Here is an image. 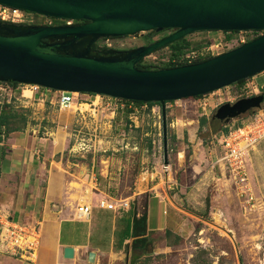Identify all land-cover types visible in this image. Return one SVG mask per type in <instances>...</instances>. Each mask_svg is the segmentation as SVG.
Listing matches in <instances>:
<instances>
[{"label":"water","instance_id":"water-1","mask_svg":"<svg viewBox=\"0 0 264 264\" xmlns=\"http://www.w3.org/2000/svg\"><path fill=\"white\" fill-rule=\"evenodd\" d=\"M43 16L87 20L77 25L3 23L0 82L35 84L66 92L159 102L163 162L168 164L165 102L204 95L264 71V33L206 60L142 70L136 64L154 50L203 30L264 29V0H0ZM173 29L167 36L117 56L91 48L97 40ZM49 40V41H46ZM264 93L217 106L220 120L260 108ZM73 249L63 248L71 257Z\"/></svg>","mask_w":264,"mask_h":264},{"label":"rangeland","instance_id":"rangeland-1","mask_svg":"<svg viewBox=\"0 0 264 264\" xmlns=\"http://www.w3.org/2000/svg\"><path fill=\"white\" fill-rule=\"evenodd\" d=\"M24 12L27 15V24H50L61 21L60 18L43 16L29 11ZM170 30H165L155 37L166 34ZM154 33L142 31L130 36L111 38L110 42L119 47L134 46L140 44L146 38L154 37ZM225 35V31L203 30L190 33L185 36V39L192 41V43L199 42V45L205 47V44L215 42V40L216 42L225 43ZM233 47L235 46L230 44L221 49L226 51V49L229 50ZM221 51L220 53H222ZM170 52L171 47L164 46L146 55L144 60L158 63L161 59H168ZM249 80L247 83H249ZM252 81L256 83L253 78ZM263 81L264 76L260 78V83ZM0 84L2 85L0 89V111L3 108L13 110L26 117V124L21 129L20 139L23 138L25 141L28 138L32 140L35 137L34 139L42 140L46 145L49 143V138L58 141L63 139L65 142V149L62 151L64 158L70 159L71 162L83 160L86 169L89 165V167L94 165V168L103 174L97 175L98 179H108L109 176L115 178L116 183L106 184L101 182V186L108 191L119 189L121 183L124 192H131V189L125 187L129 185V182L130 184L137 182L138 184L135 185H138V189L144 188V190H147V182L152 184L150 179H153L157 174L163 178L165 171L168 173V179L175 177L174 171L177 170V165H175L176 155L181 152L180 148L182 146L188 160L195 158L199 164L204 166L208 163L206 159H209L214 148L216 152H220V154L222 152L218 142L219 136L223 133L220 130L221 126L219 122L210 123L214 110L211 112L208 110L207 122L205 121V124L200 127L199 121L202 111L197 102H192V100H175L169 107L166 106L167 103L165 104L167 145L170 144V148L167 154L168 164H164L160 104L138 107V112L133 118L135 122H132L124 109H115L114 104L118 101L111 99L112 106L108 111H98L94 114V117L91 115L82 119L78 115V111H75L74 105L67 109L60 107L55 102L53 92H48L44 101L41 102L38 99V93L31 92L30 87L27 85L18 83L15 87L8 82ZM25 90H28V92H25ZM226 90L229 93L231 92L229 102L240 97L264 93V88H259L254 92H244L241 89L238 90L234 85H229ZM220 93L224 97L227 96L225 89H222ZM74 94L76 95V93ZM81 94L78 93L77 95L79 99L88 98L87 101L94 99V96ZM213 97H216V95H213ZM262 107L264 105L260 108ZM81 108H88V105L84 104ZM151 108H153V111ZM257 109L255 108L254 111ZM254 111L247 112L238 118L242 119V122H246ZM177 118L178 121H176ZM238 118L230 120L227 128H236L238 121L235 120ZM182 119L185 120V125H183ZM76 128L80 132H74L73 130ZM70 132H74L76 137L82 138L87 146L86 150L96 148L92 154L93 159H91L92 155H88L89 153L68 150L73 143V137L69 136ZM40 138H46V141ZM262 144H264V141L258 145L260 153L264 157V145L262 146ZM135 145H137V148L134 147ZM141 145L147 151H141ZM44 154L42 156H45ZM250 155L254 161L256 154L251 152ZM212 156L215 160L214 154ZM111 157L113 160H111ZM250 157L246 158L247 174L250 169ZM219 164H217L219 167V181L213 183L208 176L205 177L202 183L205 198L204 215L208 217L202 221L203 224L194 235L192 234L184 240L170 238L165 234L167 242L171 240L174 247L170 251L167 250L166 255L159 254L155 256V264H264L263 182H258L256 179L252 180L248 175V188L253 199L246 202L247 197L237 193L238 186L234 184L228 172L226 173V170ZM116 166H118V169L111 173L113 167ZM70 169L72 172L73 167ZM71 176L73 177V174ZM76 181H79L78 178H76ZM259 181H261V178ZM162 184L164 183L162 182ZM72 185L79 186L76 183ZM135 185L132 184V187H135ZM194 208L196 211H203L201 205H196ZM149 245L146 250L149 249ZM141 252V250H135L132 255L133 260L139 254L141 255Z\"/></svg>","mask_w":264,"mask_h":264},{"label":"crops","instance_id":"crops-1","mask_svg":"<svg viewBox=\"0 0 264 264\" xmlns=\"http://www.w3.org/2000/svg\"><path fill=\"white\" fill-rule=\"evenodd\" d=\"M263 76L264 71L252 77L259 88H264V81L260 83ZM200 109L202 115L214 110L212 106L205 111ZM182 121L185 125V120ZM235 121H238V126L243 123L240 118ZM20 135L21 131H13L0 138V220L39 222L41 240L36 257L31 260L7 253L0 246V264H155V256L166 255L174 247L171 240L167 242V230L172 236L177 235L184 240L194 235L208 217L204 215L202 183L208 176L213 183L219 181L216 159L220 152L215 148L206 159L210 164L204 166L195 158L188 160L182 146L176 155L175 177L168 179L165 171L163 178L157 174L150 179L152 184L147 182V190L138 189L137 182H129L125 187L131 192H124L121 183L119 189L108 191L101 182L116 183L115 178L98 179L97 175L103 174L94 165L86 169L83 160L71 162L64 158L65 142L62 138L60 141L49 138L46 145L35 137L24 141ZM40 139L46 141V138ZM262 141L264 139L258 144ZM140 147L141 151H147L142 145ZM95 149L84 150L83 153L92 155ZM251 152L256 154L254 161L250 157ZM248 157L251 161L249 177L264 185V157L259 145L250 151ZM116 169L118 166L113 167L111 173ZM73 183L79 186H73ZM101 198L112 203L113 208L99 207L97 202ZM120 201L127 202V205L121 206ZM80 204L90 206L86 218L76 217V208ZM145 205L151 248L149 245V249L133 260L135 251L130 249L133 218L142 212ZM196 205H201L203 211H196ZM64 247L73 249L71 257L63 255Z\"/></svg>","mask_w":264,"mask_h":264},{"label":"built area","instance_id":"built-area-1","mask_svg":"<svg viewBox=\"0 0 264 264\" xmlns=\"http://www.w3.org/2000/svg\"><path fill=\"white\" fill-rule=\"evenodd\" d=\"M25 11V10H24ZM22 9L17 7H12L6 4L0 3V22L11 23V24H27L26 19L27 15ZM66 20V19H65ZM72 20H66V23H71ZM249 31L252 30H241L236 33L230 41H225V43L221 42H210L209 44H205V47H199L196 49H191L184 54L186 60L191 62L196 57H206V56H214L220 53L221 48L227 45L232 44V46L238 44H242L245 42L249 35ZM111 38H101L96 46L93 48L97 51H101L104 49H113L118 46H114L110 42ZM207 43V42H206ZM220 49V51H219ZM227 50V49H226ZM221 52H224L223 50ZM246 79V82L241 87L242 91H256L259 89L257 84L252 81V77L249 80V83ZM3 83V82H2ZM30 87L31 92L38 93V99L43 102L45 96L48 92L54 93L55 102L62 108H70L74 105L75 111H78V115L80 118L84 119L86 116H93L98 111L105 112L108 111L112 106V100L115 99L118 102L114 104L115 109H127L128 117L132 122H135V114L138 112V107H146V104L137 105L134 102L126 103L124 101L119 100L118 98H111L109 96H101L98 94H89L84 93L88 96H94L93 100L79 99L78 93L80 92H66L60 90L53 89H42L44 87H40L35 84H24ZM228 86L217 89L210 93L201 95L199 98L188 99L192 101H196L199 104V107L202 108L203 111L206 110L207 107L212 106L214 109L219 106L221 103L230 101V94L228 90H226ZM264 87V85L262 86ZM2 85L0 84V89ZM225 89L226 97L222 96L221 90ZM41 90V91H39ZM76 93V95L74 94ZM81 94V95H82ZM216 95V97H213ZM105 97V98H104ZM101 98V99H99ZM103 100V101H102ZM51 102V99H50ZM175 102V101H174ZM83 104H87L88 108H81ZM166 105L167 107L172 104L169 102ZM100 109V110H99ZM153 111V108H151ZM114 112V111H113ZM205 114V113H204ZM207 115V114H206ZM172 125V123H171ZM68 128V127H67ZM69 130V129H68ZM77 130V131H76ZM74 132H80L79 129H74ZM74 132H70L72 139V145L69 148L70 151H84L87 149L86 144L83 142L82 138H78L75 136ZM219 144L222 150L221 154L217 157V164L221 165L225 172L229 174L230 178L234 182L235 185L238 186V194L242 196H246V202H250L253 199L250 194L251 191L248 188V174H247V161L246 158L250 151H252L258 143L264 139V107L258 108L256 111L250 115V119L243 122L241 125L236 128L229 129L226 133H222L219 136ZM74 140V141H73ZM121 206H126L127 202L120 201ZM97 205L103 208H113V204L109 203L106 199L101 198L98 200ZM90 212V206L86 204H80L76 208V217L77 218H86ZM39 222H31V223H23L10 218H4L0 220V246L7 253H11L13 255H17L27 260H31L36 257L37 250L40 243L41 231Z\"/></svg>","mask_w":264,"mask_h":264},{"label":"trees","instance_id":"trees-1","mask_svg":"<svg viewBox=\"0 0 264 264\" xmlns=\"http://www.w3.org/2000/svg\"><path fill=\"white\" fill-rule=\"evenodd\" d=\"M53 18V17H52ZM86 20H76V22H83ZM150 32H154V30L150 31ZM193 33V32H192ZM226 35H225V39L226 41H230L233 36L238 33V31H225ZM230 33V34H228ZM264 33V29L263 30H252L249 31V35L245 40V42L254 39L258 36H260L261 34ZM186 37H182L179 38L165 46H170L171 47V52L169 54L168 59L164 60L161 59L158 61V63H153V62H147L144 60V58H142L137 64V68L138 69H142V70H149V69H157V68H167V67H174V66H178V65H184V64H190V63H196V62H200L203 60H206L212 56H206V57H196L194 58L191 62L188 63V61L186 60V58L184 57V54L191 50V49H196L201 47L202 45H199V42H195L192 43V41L190 42L189 40L185 39ZM239 45V44H238ZM234 46H237L234 45ZM95 47V43L92 44L91 48ZM160 49V48H158ZM156 49V50H158ZM155 51V50H154ZM246 79H241L231 85L236 86V88L239 90L241 89V86H243V84L245 83ZM2 83V82H0ZM10 85L12 86H17L18 83L17 82H8ZM240 87V88H238ZM89 94H93V93H89ZM201 95L198 96H193V97H187L184 99H193V98H199ZM121 101H124L126 103L129 102H134L137 105H141V104H146V105H159V102H143V101H134V100H127V99H120ZM173 103L174 101H167L166 103ZM5 106L7 105L6 103L4 104ZM126 112H128L127 109H124ZM165 115H166V108H165ZM207 117L206 115H201L200 116V127L203 126L205 124V121L207 122ZM26 124V117L23 114H18L16 111L13 110H6V109H2L0 111V138L2 137H6L9 133L13 132V131H21L22 128L25 127ZM223 132H227L228 128H223ZM168 138V137H167ZM170 148V144H168V149ZM165 234H167L168 237H173L175 239H180L179 236L174 235L172 236L171 231L167 230L165 232ZM131 244H130V249L131 251H135V250H141L142 252L146 250L147 246L149 245V238H148V229H147V211H146V205L144 206V209L142 210V212L137 215L134 216L133 218V223H132V231H131Z\"/></svg>","mask_w":264,"mask_h":264},{"label":"flooded vegetation","instance_id":"flooded-vegetation-1","mask_svg":"<svg viewBox=\"0 0 264 264\" xmlns=\"http://www.w3.org/2000/svg\"><path fill=\"white\" fill-rule=\"evenodd\" d=\"M60 20H61V21H59V22H56V23H50V24L30 23V24H25V25L59 26V25H77V24H82V23L87 22V20H86V21H83V22L72 21L71 23L67 24V23H66V20H64V19H60ZM3 23H4V22H0V31H1V32H5V31H7V30H6L7 26H5ZM165 30H170V29H164V30H161V31H155V30H154V32H155V33H154V37L146 38L145 40H143V41H142L140 44H138V45H134V46H123V47H119V46H118V47H116V48H113L112 50L115 52V55H117V56H124V55H126L131 49H133V48H135V47H137V46H141V45H148V44L152 43L153 41L159 40V39H161V38L167 36L168 34H170V33H172V32L174 31L173 29H171L170 32H168V33H166V34H162V35H160V36H158V37H155L157 34H160V33H162V32L165 31ZM110 38L115 39V38H117V37H110ZM46 41H49V40H46ZM96 43H97V42H96ZM96 43H95V46H96ZM163 47H164V46H163ZM262 105H264V99H263V101H262V103H261V106H262ZM252 111H254V108L251 109L248 113H250V112H252ZM236 118H238V117H236ZM210 119H211L210 123H213V122H219V124H220V126H221L220 130H221L222 128L228 127V124H229L230 120H233V119H235V118H229V119L220 120V119H218V118H216V117H212V115H211V118H210Z\"/></svg>","mask_w":264,"mask_h":264},{"label":"bare ground","instance_id":"bare-ground-1","mask_svg":"<svg viewBox=\"0 0 264 264\" xmlns=\"http://www.w3.org/2000/svg\"><path fill=\"white\" fill-rule=\"evenodd\" d=\"M25 92H28V90H25ZM84 105V104H83ZM180 156V155H179ZM87 193V192H86Z\"/></svg>","mask_w":264,"mask_h":264}]
</instances>
